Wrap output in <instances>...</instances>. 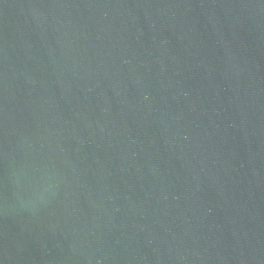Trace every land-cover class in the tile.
<instances>
[{
    "label": "water",
    "instance_id": "1",
    "mask_svg": "<svg viewBox=\"0 0 264 264\" xmlns=\"http://www.w3.org/2000/svg\"><path fill=\"white\" fill-rule=\"evenodd\" d=\"M0 264H264V0H0Z\"/></svg>",
    "mask_w": 264,
    "mask_h": 264
}]
</instances>
